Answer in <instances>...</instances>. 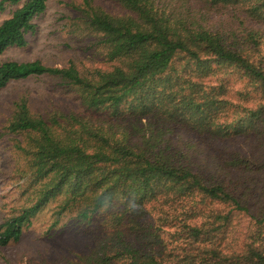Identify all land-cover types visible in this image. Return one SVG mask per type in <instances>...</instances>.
Wrapping results in <instances>:
<instances>
[{"label":"trees","instance_id":"trees-1","mask_svg":"<svg viewBox=\"0 0 264 264\" xmlns=\"http://www.w3.org/2000/svg\"><path fill=\"white\" fill-rule=\"evenodd\" d=\"M47 1L0 0V55ZM67 28L89 65L0 62V87L44 76L56 97L5 121L21 184L0 247L43 214L92 242L27 264H264V0H80Z\"/></svg>","mask_w":264,"mask_h":264},{"label":"rangeland","instance_id":"rangeland-1","mask_svg":"<svg viewBox=\"0 0 264 264\" xmlns=\"http://www.w3.org/2000/svg\"><path fill=\"white\" fill-rule=\"evenodd\" d=\"M79 1L48 0L45 11L35 18L37 28L34 34L28 35L27 45L6 49L0 55V62L39 60L45 65L64 66L68 60L73 59L76 63L82 61L89 65L92 62L89 51H85L81 42L67 32L68 16L73 5H77ZM13 8L7 7L0 12V22ZM53 85L50 78L39 76L11 81L0 87V222L15 204L21 184L14 174L17 136L7 134L4 128L11 105L19 97H26L34 105L48 106L49 102L56 99L52 94ZM50 223V217L41 214L19 242L0 247V264L33 263L38 252L47 254L56 245L82 248L92 242L91 233L80 228L60 230L58 228L61 227V222L53 232L48 229Z\"/></svg>","mask_w":264,"mask_h":264}]
</instances>
